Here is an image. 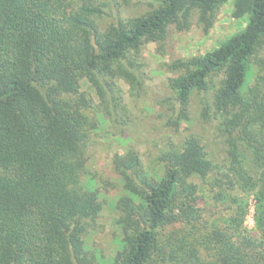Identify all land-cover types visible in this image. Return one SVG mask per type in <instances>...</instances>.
Returning a JSON list of instances; mask_svg holds the SVG:
<instances>
[{
  "label": "trees",
  "instance_id": "obj_1",
  "mask_svg": "<svg viewBox=\"0 0 264 264\" xmlns=\"http://www.w3.org/2000/svg\"><path fill=\"white\" fill-rule=\"evenodd\" d=\"M151 1L126 18L100 0H0V264H264V0H232L244 28L167 64L165 102L178 110L166 126L178 136L205 94L202 122L223 159L195 133L155 142L149 164L130 143L112 160L117 248L107 260L87 245L110 185L88 168L93 134L134 123L120 82L140 101L146 44L162 51L171 27L194 21L208 33L230 0Z\"/></svg>",
  "mask_w": 264,
  "mask_h": 264
},
{
  "label": "rangeland",
  "instance_id": "obj_2",
  "mask_svg": "<svg viewBox=\"0 0 264 264\" xmlns=\"http://www.w3.org/2000/svg\"><path fill=\"white\" fill-rule=\"evenodd\" d=\"M105 6V11L120 9L122 16L126 18L140 16L152 9L154 4L151 0H100ZM232 0L225 3L214 22L213 27L205 33L196 21L188 31H177L174 27L169 30L168 38L164 49L159 50L156 43L146 44L143 59L146 63L148 79L145 83L146 92L140 101L134 102L129 91V86L121 81L120 86L124 92V101L133 113V124L125 127L120 133L115 128L102 124L99 130L93 134L91 145L88 151V168L101 174L110 185L106 186L103 199L106 200L104 209L98 221L97 231L92 232L86 238L88 247L100 250L106 259L114 253L119 239V229L115 226L117 214L112 208V201L123 192L118 176L114 173L112 160L115 154L126 152L130 143L139 148L143 154V160L149 164L154 159V143L157 142L164 148L169 137L179 141L185 135L195 133L201 136L205 142L210 143V150L216 152L217 160H222L224 153L218 145H213V129L203 124L201 118V101L205 94H193L190 100L189 113L191 124L186 122L181 124L179 135L176 136L172 127L166 126L167 117L173 115L178 108L174 101L167 103L165 100L173 96L171 90L166 86L168 78L175 76L171 73L167 64L177 58H187L196 55H203L214 48L246 25L244 19L233 17ZM84 90L90 91L88 85H84ZM210 98V94L208 95ZM175 110V111H174ZM161 114L163 117L158 118ZM189 127L190 130H185ZM124 134V135H123ZM136 137H133V135ZM133 137L129 141L128 137ZM219 153V154H217ZM98 186L104 189V184L99 182ZM251 209L245 219V227L248 231H254L253 213L254 203L250 202Z\"/></svg>",
  "mask_w": 264,
  "mask_h": 264
}]
</instances>
